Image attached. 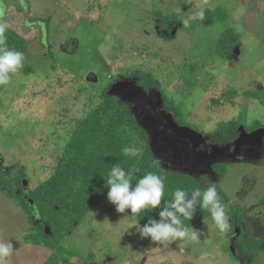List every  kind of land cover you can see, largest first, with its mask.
<instances>
[{
  "label": "rangeland",
  "instance_id": "rangeland-1",
  "mask_svg": "<svg viewBox=\"0 0 264 264\" xmlns=\"http://www.w3.org/2000/svg\"><path fill=\"white\" fill-rule=\"evenodd\" d=\"M217 7L227 11L225 23H206L197 15ZM159 18L176 24L173 40L159 39ZM0 22L27 41L23 69L0 92V157L4 166L24 168L30 189L51 175L75 123L129 71L148 72L159 81L183 123L206 134L202 153L212 147L230 152L233 141L213 142L218 123L244 114L246 126L255 120L264 125V107L241 96L264 87V0H0ZM227 28L240 42L225 61L216 42ZM70 40L73 54L62 48ZM115 96L147 133L164 170L187 171L207 186L217 181L212 165L229 163L219 183L229 199L225 211L241 208L243 242L264 237V143L243 148L233 159L203 160L160 117L155 91L134 81ZM126 215L107 197L99 200L63 241L77 257L66 263L56 256V264H238L231 227L221 233L211 217L193 226L202 230L200 242L181 251L175 243L156 246L142 239ZM31 226L0 192V239L11 240L15 250L9 264H44L54 255L27 242L34 235ZM247 264H264V253L249 252Z\"/></svg>",
  "mask_w": 264,
  "mask_h": 264
},
{
  "label": "trees",
  "instance_id": "trees-1",
  "mask_svg": "<svg viewBox=\"0 0 264 264\" xmlns=\"http://www.w3.org/2000/svg\"><path fill=\"white\" fill-rule=\"evenodd\" d=\"M227 17V11L217 7L212 11H204L202 20L210 24L225 23ZM175 26V23L159 18L156 22V27L160 30L159 39L164 42L173 40L171 32L172 27ZM5 39L9 49L25 54L27 41L22 36L6 27ZM71 42L74 41L66 42L62 48L73 54L74 51L69 48ZM239 42L238 33L229 28L225 29L216 42L217 55L225 61L231 60ZM117 78L136 81V84L146 92L152 90L158 92L162 100L163 110L170 113L178 125L193 129L183 123L179 115V108L162 93L159 81L152 74L134 70L119 75ZM3 87L0 86V92ZM107 91L108 89L104 90L99 96L98 104L75 123L51 175L36 187L30 189L26 185L23 188L22 180L28 182L24 168H17V165L4 166L3 159L0 157L2 161L0 192L12 199L32 224L31 230L34 235L27 238V242L41 244L54 251V255L44 264H56V256H59L60 260L66 263L71 257H77V254L63 246V241L70 231L98 204L99 200L107 197L108 189L105 182L107 173L113 164L119 162L121 167L126 170L138 168L140 170L137 173L138 176L149 171L162 176L165 180V195L163 197L165 201L172 200V193L177 188H182L190 193L196 188L203 190L206 187L204 178L198 179L180 171L164 170L160 165H157V160L148 145V135L145 130L138 125L128 106L121 103L115 95H109ZM229 94L234 96L236 91L229 90ZM241 96L245 99L255 100L264 107L263 86L256 85L253 90L245 91ZM239 127H243L246 132H251L264 127V125L255 120L246 126L243 114L237 121L218 123L212 133L213 142L234 141L239 134ZM199 133L204 137L206 136L205 133ZM129 145L140 148L142 156L140 158L124 156L122 148ZM229 165V163L212 165V171L217 177V192L225 206L229 203V199L219 188V183L225 174L224 170ZM16 169L17 171L13 174ZM249 185L250 183L245 187ZM226 213L231 223V236L233 238L231 245L237 246L235 251H232V255L238 264H247L249 252L264 253V237L252 238L249 243L243 242L241 208L237 205H231ZM149 215L159 219L156 210H149L148 213L139 217V224H145ZM33 217H35L36 222H34ZM210 217V213L199 207L198 204L196 214L190 224L193 227ZM185 223L189 224L188 221ZM154 245L159 246V244Z\"/></svg>",
  "mask_w": 264,
  "mask_h": 264
},
{
  "label": "clouds",
  "instance_id": "clouds-1",
  "mask_svg": "<svg viewBox=\"0 0 264 264\" xmlns=\"http://www.w3.org/2000/svg\"><path fill=\"white\" fill-rule=\"evenodd\" d=\"M197 15L203 18L204 13L200 11ZM5 32L6 26L0 24V86H7L12 82L13 77L23 69L25 60L21 51L7 47ZM122 154L129 158H140L142 151L129 145L122 148ZM159 163L156 162L157 165ZM139 171L138 168L126 170L119 162L113 164L107 173L105 186L108 189V202L119 214H125L126 210L130 212V216L125 217L132 219L142 239H150L152 243L162 246L175 243L181 251L190 242L199 243L202 230L195 229L190 224L198 204L210 213L211 220L221 233L230 229V218L213 182L209 181L203 190L196 188L190 193L177 188L172 193V200L165 201L164 178L151 171L138 176ZM149 210H156L159 219L149 215L147 222L140 225L139 217ZM14 251L11 240L0 239V264H9Z\"/></svg>",
  "mask_w": 264,
  "mask_h": 264
},
{
  "label": "water",
  "instance_id": "water-1",
  "mask_svg": "<svg viewBox=\"0 0 264 264\" xmlns=\"http://www.w3.org/2000/svg\"><path fill=\"white\" fill-rule=\"evenodd\" d=\"M175 32V31H174ZM174 32L172 35H174ZM134 81L124 80L117 81L111 85L110 89L107 91L109 95H115L117 92H122L129 86H132ZM156 96L158 97V104H161L162 100L160 98V94L156 92ZM162 119L166 122L171 131L180 139L188 140L192 144V148L196 149L199 145L205 142V138L199 132L194 131L193 129L187 126L178 125L172 115L168 112H161ZM264 143V127H260L254 131L246 132L243 127H239V134L237 138L234 140V153L230 154L229 157H234L239 154V149L244 146H250L255 148H260ZM224 152V149H220L217 147H212L210 154L208 156H203L209 160L214 159L221 155ZM2 166V161L0 158V167ZM187 172V171H186ZM185 172V173H186ZM27 185L26 180H22V186L25 188ZM32 202L30 201V204Z\"/></svg>",
  "mask_w": 264,
  "mask_h": 264
},
{
  "label": "flooded vegetation",
  "instance_id": "flooded-vegetation-1",
  "mask_svg": "<svg viewBox=\"0 0 264 264\" xmlns=\"http://www.w3.org/2000/svg\"><path fill=\"white\" fill-rule=\"evenodd\" d=\"M124 80H126V79H124ZM123 80V81H124ZM157 104H158V102H157ZM160 107H159V109H160V117H161V112H166L165 110H163V108H162V102H161V104H158ZM162 118V117H161ZM203 136V135H202ZM204 137V136H203ZM205 138V137H204ZM237 138V137H236ZM185 141H188V140H185ZM189 142V141H188ZM205 142H206V139H205ZM205 142L203 143V144H201V145H199L196 149H193L192 148V144L190 143V145H191V152L193 153V154H195L198 158H200V159H203V160H209V159H207V158H204V157H202L201 155H203V156H208V153H202L201 151H200V147L202 146V145H205ZM234 142V141H233ZM232 142V143H233ZM231 145H233V144H231ZM246 147H250V146H244V147H241L240 149H239V154L238 155H240V152H241V150L243 149V148H246ZM234 145L232 146V148L230 149V152H227V153H225V152H223V153H221V155L220 156H218V157H226V158H229V159H233V158H235L236 156H234V157H229V155L230 154H233L234 153ZM210 154V153H209ZM237 155V156H238ZM213 160V159H212ZM183 173H185V172H183ZM187 174H190L189 172H186ZM232 251V250H231ZM108 260H111V259H108Z\"/></svg>",
  "mask_w": 264,
  "mask_h": 264
}]
</instances>
